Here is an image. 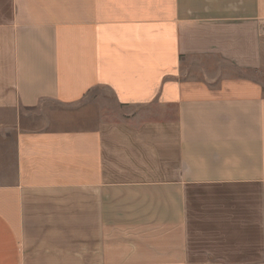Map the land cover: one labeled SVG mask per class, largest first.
I'll list each match as a JSON object with an SVG mask.
<instances>
[{
  "label": "crops",
  "instance_id": "obj_1",
  "mask_svg": "<svg viewBox=\"0 0 264 264\" xmlns=\"http://www.w3.org/2000/svg\"><path fill=\"white\" fill-rule=\"evenodd\" d=\"M0 264H264V0H0Z\"/></svg>",
  "mask_w": 264,
  "mask_h": 264
},
{
  "label": "rangeland",
  "instance_id": "obj_2",
  "mask_svg": "<svg viewBox=\"0 0 264 264\" xmlns=\"http://www.w3.org/2000/svg\"><path fill=\"white\" fill-rule=\"evenodd\" d=\"M88 99L104 101L108 108L114 107L116 105L112 94L107 89H101V88L95 89L93 92L89 94Z\"/></svg>",
  "mask_w": 264,
  "mask_h": 264
}]
</instances>
